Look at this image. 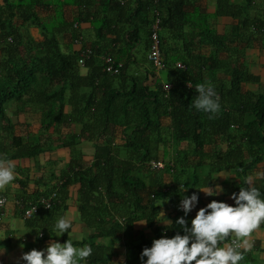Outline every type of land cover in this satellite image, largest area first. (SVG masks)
Masks as SVG:
<instances>
[{"label": "trees", "instance_id": "16d2710c", "mask_svg": "<svg viewBox=\"0 0 264 264\" xmlns=\"http://www.w3.org/2000/svg\"><path fill=\"white\" fill-rule=\"evenodd\" d=\"M2 2L0 132L6 133L9 125H14L6 114V104L16 101L23 106L28 103L32 109L38 107L35 110L40 111L41 131L48 134L44 142L51 140L50 131L71 123L81 126L74 139L94 141L96 152L92 167L86 171H72L59 185L51 186L49 193L42 197L55 193L54 205L51 209L40 210L44 216L40 227L51 230L50 220H55L65 210L67 186L80 183L81 199L87 202L92 196L95 208L92 223L95 232L81 243L92 245L93 253L88 257L91 263H97L103 251L110 255L111 244H103L106 238L126 235L131 240L129 250L140 255L145 246H151L154 238L165 234L164 228L156 226L159 201L168 198L176 205L183 195L180 185L191 192L196 191L191 182L194 178L196 186L201 179L211 178L215 172L231 164L234 170L245 171L264 159V89L258 93L259 76L243 67L244 63L239 60L244 50L252 45L251 41L258 42L264 51V0L216 1L213 15L236 21L231 39L217 36L211 28L195 32L196 27L192 21L186 20L182 9L187 0H72L71 4L77 9L76 16L72 20L59 16L56 29L67 38L64 43H60L57 34L47 27L48 20L37 14V7L43 6V0ZM250 7L254 9L252 14ZM156 13L160 15V29L183 18L179 30L185 25L193 29L191 33L168 36L188 42H185L186 58L164 54L169 52L167 49H175L158 33L166 70L164 81L147 59ZM76 21L91 22L95 41L88 44L84 40ZM24 24L27 29L30 26L40 29L43 40L36 42L27 32L22 33L20 28ZM79 39L84 49L91 50L82 66L78 63L79 51L66 52L63 48L66 43L71 46ZM129 41L141 45L136 52ZM230 41L236 43L233 49L225 45ZM204 42L215 44L220 51L230 53L236 59L235 67L225 72L227 79L216 76L218 60L215 57L213 60L212 56L207 59L201 56ZM140 51V58L130 63L129 58ZM106 54L113 57L114 66L122 63L118 73L105 72L103 56ZM177 61L183 64V68L175 66ZM82 68L86 69L85 74H81ZM189 81L191 87L187 86ZM205 81L214 84L221 102L220 111L211 118L192 104L197 95L195 84ZM162 82L170 84L171 88L164 90ZM166 118L169 120L165 121ZM52 142L43 148L39 141L23 145L19 138L13 137L10 156L33 157L50 151ZM222 142H228L232 154L228 150L229 155L218 160L223 155ZM181 143H187L188 148L179 149ZM69 144L70 141L64 140L60 146ZM123 148H126L124 157ZM234 153L238 155L237 160L232 159ZM190 157L198 160L195 169L199 173L187 170ZM210 157L212 162H206ZM151 160L161 161L165 167L150 169ZM146 171H161L173 181L163 183V186L155 175H147ZM24 202L27 206L28 202ZM31 203H38V200ZM120 206L124 213H119ZM37 215L28 219L33 221ZM140 219L148 221L146 225L154 233L153 238L144 234H140L137 240L131 238L133 224ZM173 230L170 232L167 228V235L174 233L176 227Z\"/></svg>", "mask_w": 264, "mask_h": 264}, {"label": "crops", "instance_id": "0c3cea01", "mask_svg": "<svg viewBox=\"0 0 264 264\" xmlns=\"http://www.w3.org/2000/svg\"><path fill=\"white\" fill-rule=\"evenodd\" d=\"M217 0H187L186 4L183 5L182 9L186 15V20L192 21V25L196 27L195 32L203 30L206 28H211V30L219 37L225 36L231 39L233 26L235 20L227 16H214ZM234 1V0H232ZM43 6L37 7V14L41 18H44L46 21L51 19H56L57 15L64 18V20H72L76 16V8L72 4L66 5L65 0H43ZM3 4L0 0V6ZM179 19L176 21H171L164 28L160 29L163 32L164 42L168 45H171L175 51L170 50L168 53L166 51L164 54L167 56L181 57L183 55L182 51L188 53V49L185 47V42H182L178 39H173L168 37L171 34H183L191 33L193 30L189 25L182 27V30H179L180 23L184 20ZM195 22V25L193 24ZM79 33L84 37V40L89 44L95 41V35L93 33V25L90 21L78 22ZM75 22V23H76ZM188 22V21H187ZM204 24L203 26H201ZM200 26L201 29H198ZM198 27V28H197ZM33 28L36 30V35L34 37ZM20 30L22 33L30 35L34 41L40 42L43 40L40 29L34 26H30L28 29L25 24L24 27H21ZM164 30L167 33H164ZM125 30L122 31L124 33ZM56 38L60 43L66 42V39L62 34L56 33ZM108 37V36H107ZM123 37V35H122ZM126 42V41H125ZM188 44V42H186ZM252 45L244 50L243 56L239 57L240 61L247 65L254 63L248 66V69L255 75L262 74L257 70L258 65H263L264 62V51L261 49V46L256 41H251ZM129 44L133 46V50H136L141 46L137 42L129 41ZM226 47L233 49L236 45L235 42H225ZM83 45L72 43L71 46L66 43L64 45V50L66 52L72 51H81ZM189 47H192L191 44ZM170 48V47H169ZM162 52V51H161ZM201 56L205 59L209 57H220L221 59L227 58V53L220 51L219 48L215 45H209L207 42H204L200 49ZM163 55V54H162ZM215 57V59H216ZM140 58V54H135V57H130V63L137 61ZM133 68V66H132ZM262 68V67H261ZM204 71V69H203ZM81 74L86 73V69L82 68L80 70ZM257 74H256V73ZM218 73L217 77L220 79H227V74ZM166 70H163L159 73V78L161 81H164L166 78ZM262 83V82H261ZM264 83V82H263ZM152 85V83H150ZM250 88H253L252 85H249ZM9 105L6 109V114L12 119L14 125H9L7 132H0V151L3 152L5 148L4 157L12 159L15 161L16 172L18 173L14 182L6 186L4 189L0 190V196L6 198L5 203L2 208L0 207V261L2 264H26L23 259V253L31 250L32 248H45L52 240H59L63 242V238L72 239L74 243L80 244L85 241V238H89L94 234L95 230L92 227L94 222L93 212L95 211L94 202L89 199V201L84 202L81 199L79 193L81 185L79 182L75 184H70L67 186L65 191V210L62 215L69 214L73 219V226L67 232L58 236L57 230L54 227L50 230L48 227H40L44 216L41 214L42 211L38 212V215L32 219H25L22 215V207L16 204V201H27L28 203L35 202L39 197H42L45 193H49V189L53 185H59L62 180L67 178L72 174V171L80 170L86 171L92 167L94 162V155L96 152L94 141H83L80 142L74 139L73 136H77L81 130V126L78 124H66L58 127L55 131L52 130L49 133L52 134L51 142L52 149L50 151L40 152L33 157H18L14 158L10 155L13 153L11 147L12 138H19L20 143L23 145L27 144H36L39 139H41V117L40 111L29 109L28 112H18L15 114ZM17 112V111H16ZM169 118H166L165 121H168ZM1 131V130H0ZM45 136H48L45 135ZM75 142V144H69L65 146H60V143L63 141ZM228 142H222L220 144L221 152L223 155H220L218 160L222 159L223 156H228ZM188 148L187 143H181L179 149L186 150ZM230 153L232 151L229 150ZM232 154V153H231ZM169 158V157H168ZM226 158V157H225ZM237 153L233 154V160H237ZM190 162L188 165L194 172H198L195 169V163L198 162L197 159L190 157ZM212 157L206 159V162L211 163ZM231 159V156H230ZM227 160V159H226ZM184 162V161H183ZM234 166L231 164L227 168L215 172L211 178H205V180H200L196 183L195 178L191 182L193 183L194 188H197L196 191H199L198 188L209 183L210 185H215L216 183L223 184L226 192L221 194L219 197H211L205 195L202 191L200 192V204L203 206L206 203L210 202L212 199L226 200L229 203H233L231 199L232 192H238L241 187L247 186V178L252 177V183L257 187L261 188L264 192V159L257 162L253 168H248L245 171L243 170H234ZM191 171V172H192ZM147 175H155L157 181H160L162 184H168L173 181L166 173H161V171H146ZM156 172H159L160 175H156ZM221 174L225 177L220 176ZM184 179V178H183ZM153 182H155L153 180ZM244 183L245 186H242ZM163 184V186H164ZM179 188L183 189V192L187 190L188 194L191 193L185 186L180 185ZM59 194V193H58ZM60 195V194H59ZM160 206L158 209V221L156 226L162 227L165 230L174 231L173 228L176 227L175 220L178 216L183 215V212L178 209V204L173 205L168 198L161 199ZM98 207V206H97ZM43 210V209H42ZM119 213H124L123 207H118ZM162 211L165 212L166 216L171 218L173 223L165 224L164 217L162 216ZM174 211H180L175 213ZM196 210L194 209L189 214V221L191 217L195 215ZM89 213H92L90 215ZM175 213V214H174ZM60 216H57L55 220H50V224L54 225L55 221ZM145 221V220H138ZM136 221V222H138ZM134 222L131 237L134 240L140 238V234H144L149 238H153L155 235L151 232V228H148L146 224H140ZM178 230V228L176 227ZM39 233H43L39 237ZM175 233V232H174ZM169 234V236L173 235ZM130 237L126 235L117 234L113 236L112 240L106 238L103 240L104 243H110L111 253L108 255V261L104 264H142L141 255L132 254V251L129 249V240ZM251 239L254 241L253 248L247 252L244 260L240 264H264V222H262L256 229H254L251 234ZM89 240V239H88ZM108 254V253H107ZM88 264L91 260L87 258Z\"/></svg>", "mask_w": 264, "mask_h": 264}, {"label": "clouds", "instance_id": "9594fccd", "mask_svg": "<svg viewBox=\"0 0 264 264\" xmlns=\"http://www.w3.org/2000/svg\"><path fill=\"white\" fill-rule=\"evenodd\" d=\"M160 24L159 15L157 34L161 28ZM160 53L162 58L161 49ZM177 62L182 65L180 68H183V64ZM163 70L165 69L158 70L157 75ZM162 84L164 86L167 83ZM187 86L191 87V81ZM195 89L197 95L192 101L195 109L208 113L210 118L220 111L219 93L211 81L197 83ZM152 161L155 160L150 161V169L158 170L165 167L163 164L161 168H154L151 165ZM17 175L15 161L0 155V190L14 182ZM220 176L225 177L223 174ZM198 190L190 194L187 190L183 192L177 206L183 215L175 220V224L180 226L179 229L171 236L164 230L165 234L154 238L151 246H145L140 254L142 264H240L244 260L247 252L254 246L251 234L264 222V192L252 183V177L249 176L247 186L231 193L233 203L212 199L198 207L201 191L207 196L219 197L226 189L220 183L215 185L207 183ZM3 200L4 197L0 196V203H3ZM22 206L23 210L26 207L25 202H22ZM194 209L195 215L189 221V214ZM162 216L165 218L163 221L165 224L173 223L163 211ZM72 226L73 219L69 214L61 215L53 225L58 236ZM42 235L43 233H39V237ZM92 253L93 247L89 243L80 245L74 243L72 239L64 242L52 240L45 248H32L24 252L23 259L26 264H88L87 258Z\"/></svg>", "mask_w": 264, "mask_h": 264}, {"label": "built area", "instance_id": "2783aa9c", "mask_svg": "<svg viewBox=\"0 0 264 264\" xmlns=\"http://www.w3.org/2000/svg\"><path fill=\"white\" fill-rule=\"evenodd\" d=\"M157 0H155L156 2ZM152 33H151V46L147 54V59L152 63V65L155 67L156 70H161L164 68V65L162 63V58H161V53H160V48H159V39H158V34L157 30L159 29V16L156 13V17L154 19V22L151 26ZM76 44L81 45L80 39L75 42ZM91 55V50L89 48H83L80 51V57L78 60L79 65H83L84 61L86 58H88ZM103 61H104V70L108 74H116L119 72V70L122 68V63H117L116 66H114V59L111 55L106 54L103 56ZM177 67H182V65L177 62L176 63ZM164 89L169 90L171 88L170 84H164ZM152 167L154 168H161L163 167V163L160 161H152L151 162ZM55 193H53L49 197H40L38 199V203H30L26 207L23 208V218H31L34 215H36L40 209H51L54 205L55 201ZM6 198H4L3 203H0V207L2 208L3 204L5 203ZM16 204L20 207L22 206V201H16Z\"/></svg>", "mask_w": 264, "mask_h": 264}, {"label": "rangeland", "instance_id": "374dc122", "mask_svg": "<svg viewBox=\"0 0 264 264\" xmlns=\"http://www.w3.org/2000/svg\"><path fill=\"white\" fill-rule=\"evenodd\" d=\"M65 2H67V3H72V0H65ZM236 2H239V1H236ZM240 2H244V0H240ZM1 8V7H0ZM252 7H250V10H249V12L252 14V13H254V9H251ZM58 20H59V15H57V17H56V19H51V20H49L48 22H47V24H49V25H47V27H49L50 29H52L53 30V33H57L56 32V29H57V26L59 25V23L60 22H58ZM18 22V21H17ZM33 32H34V37L36 38V37H38L37 35H36V30H35V28H33ZM158 33H160V36H162V37H164L163 36V32H162V30H159V32ZM164 33H167V31H165L164 30ZM170 47H172L171 45H169ZM167 51H170V50H168L167 49ZM139 54H140V56L142 55V51H140V52H138ZM182 53H183V55L185 56V58H186V56H187V54H186V52H184V51H182ZM216 57V56H215ZM216 59L218 60V63H217V67H216V69H215V73H216V76L218 75V73H222V74H224L225 72H226V70H231L232 68H234L235 67V65H236V59L230 54V53H228V55H227V58L226 59H221L220 57H216ZM252 64H254V63H250V64H244L243 65V67H246V68H248V66H249V68H250V65H252ZM262 66L261 65H258L257 66V70L259 71V72H261V73H263V75L262 74H258V75H260V82H262L261 84H259V88L257 89L258 90V93L259 92H262L263 91V82H264V69L263 68H261ZM209 73V72H208ZM256 73V72H255ZM221 74V75H222ZM257 74V73H256ZM223 76V75H222ZM229 84V82L226 84V85H228ZM7 105V106H6ZM6 105H4V107L6 106V107H8V105H11V110L13 111V112H16V111H20V112H28L29 111V109L32 107V106H28L29 104L27 103V104H25L24 106L22 105V104H20L19 102H16V101H13L12 103H10V104H6ZM38 107H35V109H37ZM34 109V110H35ZM41 116V115H40ZM40 133H41V139L42 140H40V143H42V146H43V148H44V146H48L50 143H51V140L49 141V142H44V140H45V138H46V134L45 133H43L41 130H40ZM47 139V138H46ZM79 142H80V140H79ZM75 144V142L73 143V145ZM3 149V152H1L0 151V155H2V156H4V154H5V148H1V150ZM122 151V155H123V157L125 156V154H126V148H123V150H121ZM182 156H183V154H182ZM182 158V157H181ZM187 168V170L188 171H192V169L191 168H189V167H186ZM156 175H160V173L159 172H156ZM181 211V210H180ZM176 225V224H175ZM176 227L179 229V225H176ZM85 240H86V238H85ZM99 261L97 262V263H91L90 262V264H104V263H107V261H108V254H107V252L106 251H103V253H102V258H99L98 259Z\"/></svg>", "mask_w": 264, "mask_h": 264}]
</instances>
